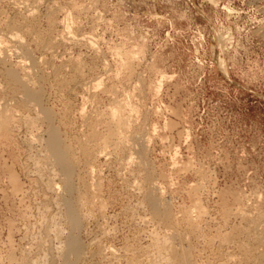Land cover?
Returning a JSON list of instances; mask_svg holds the SVG:
<instances>
[{
    "label": "rangeland",
    "instance_id": "374dc122",
    "mask_svg": "<svg viewBox=\"0 0 264 264\" xmlns=\"http://www.w3.org/2000/svg\"><path fill=\"white\" fill-rule=\"evenodd\" d=\"M11 1L0 0V20L14 17L5 21L29 30L20 35L50 74L41 104L56 117L41 120L39 108L6 85L2 70L15 58L0 62V111L10 118L0 129V264H65L62 250L74 234L82 249L76 264H148L152 242L167 236L176 251L188 252L190 264H264L255 240L259 228L264 235V0H28L30 19ZM51 11L57 27L46 21ZM67 13L81 44L55 40ZM75 59L81 65L70 67ZM55 67L60 81L50 72ZM119 99L134 109L125 113L126 133L106 115ZM46 125L59 126L75 162L71 191L50 162H42L47 171L36 168L46 153ZM110 130L116 131L105 143L89 136ZM124 134L127 145L119 146ZM149 189L162 194L171 221L153 214ZM65 197L78 209L76 231Z\"/></svg>",
    "mask_w": 264,
    "mask_h": 264
},
{
    "label": "bare ground",
    "instance_id": "6f19581e",
    "mask_svg": "<svg viewBox=\"0 0 264 264\" xmlns=\"http://www.w3.org/2000/svg\"><path fill=\"white\" fill-rule=\"evenodd\" d=\"M3 1V0H2ZM8 1V0H7ZM27 1L28 0H26V2H22V1H18V0H12L11 1V4L13 3L14 4V6H16V8L17 7H19V6H21V5H23V8L22 9H24L23 10V15H24V18H28L29 17V19H30V16H35V15H31L35 10H34V6H33V4L31 3V4H28L27 3ZM39 2V1H38ZM37 2V3H38ZM34 3V2H33ZM1 4V3H0ZM5 4H7V3H5ZM35 4V3H34ZM11 6H13V5H11ZM42 6V5H41ZM36 7V6H35ZM53 7V6H52ZM20 8V7H19ZM46 8H47V6H46ZM10 9H11V7H10ZM13 9V8H12ZM11 9V10H12ZM14 9H15V7H14ZM13 9V10H14ZM21 9V10H22ZM53 9V8H52ZM18 10V9H17ZM32 10H34V11H32ZM16 11V10H15ZM19 11V10H18ZM39 11V10H38ZM55 11V10H54ZM1 13H2V11H0ZM17 12V11H16ZM15 12V13H16ZM36 12H37V9H36ZM35 12V13H36ZM19 13H22L21 11L19 12ZM48 13V12H47ZM34 14V13H33ZM39 14V13H38ZM37 14V15H38ZM63 14V13H62ZM2 14H0V16H1ZM6 15V14H5ZM7 15H9V14H7ZM18 15V14H17ZM17 15H16V17H17ZM22 15V16H23ZM47 17H48V20H46V21H48L49 22V24H51L52 26H51V28L54 26L53 24L55 23V19H54V14L52 13V11L47 15V14H45ZM22 16H18V17H21L22 18ZM61 16V15H60ZM7 18L8 17H10V16H6ZM64 17V18H63ZM62 18L63 19H61L62 21H60V20H58L59 22H60V25H62L63 26V28H64V30L62 29V31H64V32H61L60 34H59V31L57 32V33H55V34H59L57 37L59 38H55V40L56 41H58L59 40V42H60V44H68V43H71V44H75V45H77V44H81L84 40L83 39H78L79 37L77 36L76 37V35H75V33H77V31L75 32V33H73L74 31V29L72 28V22H71V20H72V18L70 17V15L67 13L65 16H63ZM7 18H4L5 20H9L10 18H12V17H10L9 19H7ZM14 18V17H13ZM13 18H12V20H13ZM20 18V19H21ZM24 18H22V19H24ZM35 18V17H34ZM33 18V19H34ZM20 19H19V22H20ZM21 19V20H22ZM31 19H32V17H31ZM47 19V18H46ZM60 19V18H59ZM74 19V18H73ZM3 21V22H1V20H0V62H2V63H4V66L6 65L5 63H8L9 61H10V59H12V58H15V61L14 62H10V65L8 66V67H4L5 69L4 70H2V71H4V76H5V78L7 79V81H8V83H6V85L7 84H12V86L14 85V87H10V88H15V87H17V89L19 90V92H20V94L19 95H22V98H21V100L23 99V103L25 104H28V105H32V106H34V105H36L38 108H39V111L37 110V112H39V114H40V118H42L41 120H45L46 122H54V117H56V116H54L53 117V114H52V112H51V110L50 109H48L47 107H45L44 105H42L41 104V100H42V96H43V88H42V86H43V84L45 83V80H46V77L47 76H49L50 74H48V72H47V74H46V71H49V70H45V68L47 69L48 67V65L46 66V65H44V66H46L45 68L42 66V63H40V60H38V59H36L37 57H34V56H36V55H34L35 53H34V51H32V49L31 48H29L27 45H26V42L22 39V38H24V36L25 35H27V34H25V33H27V32H29V30L27 29V31H25V33L23 32V30H22V28H25V25H24V27L22 26V25H19V24H17V22H16V19H14L15 20V22H13V21H11V22H8V21ZM17 20H18V18H17ZM26 20H28V19H26ZM30 21V20H29ZM28 21V22H29ZM73 21V20H72ZM26 21L24 20L22 23L24 24ZM35 22H37V21H35ZM77 22V21H76ZM75 22V23H76ZM27 23V22H26ZM62 23V24H61ZM74 23V22H73ZM4 25V27L6 28H4L5 29V31H3L4 29L2 28V26ZM21 24V23H20ZM28 24V23H27ZM34 24V27L33 28H35V23H33ZM47 24V23H46ZM2 25V26H1ZM32 25V24H31ZM59 25V24H58ZM76 25V24H75ZM48 26V28H49V25H47ZM56 26V25H55ZM54 26V27H55ZM26 27H28L27 25H26ZM29 27H30V25H29ZM57 27V26H56ZM33 28L31 29V27H30V29L33 31ZM37 28V27H36ZM50 28V29H51ZM54 29H56V28H54ZM73 29V30H72ZM22 30V34L24 33L25 35L24 36H21L20 35V31ZM24 30H26V29H24ZM47 30V29H46ZM53 30V29H52ZM35 31V30H34ZM48 31H50V32H52L51 30H48ZM47 31V32H48ZM32 33H34V32H32ZM30 34V33H29ZM48 34H50L49 32H48ZM78 34V33H77ZM33 35H37V34H32V36ZM45 35H46V33H45ZM52 35V34H51ZM78 35H80V34H78ZM40 36V35H39ZM53 36V35H52ZM55 36V35H54ZM82 35H80V37H81ZM30 37V36H29ZM34 37V36H33ZM83 37V36H82ZM93 37V36H92ZM92 37H90V38H92ZM26 38H28V37H26ZM37 38V37H36ZM35 38V39H36ZM40 38H41V36H40ZM40 38H38V40H40ZM25 39V38H24ZM31 39V38H30ZM26 40V39H25ZM37 40V39H36ZM38 40H37V42H38ZM43 40V39H42ZM41 40V41H42ZM87 40H90V39H87ZM35 41V40H34ZM44 41V40H43ZM53 41V40H52ZM30 42V41H29ZM91 41H87L86 43H90ZM28 43V42H27ZM35 43V42H34ZM45 43H46V41H45ZM53 43V42H52ZM85 43V42H84ZM44 44V43H43ZM94 44V43H93ZM92 44V45H93ZM40 45H42V44H40ZM45 45V44H44ZM48 45V44H47ZM50 45V44H49ZM87 45V44H86ZM92 45L90 46V47H92ZM69 46V45H68ZM80 46V45H79ZM32 47V46H31ZM43 47H47V46H43ZM49 47V46H48ZM74 47V46H73ZM73 47H72V49H73ZM82 47V46H81ZM87 47V46H86ZM35 48H39V46H36ZM42 48V47H41ZM40 48V49H41ZM51 48H54V47H51ZM57 48V47H56ZM55 48V49H56ZM70 48V47H69ZM84 48V47H83ZM89 48V47H88ZM40 49L38 50V51H40ZM54 49V50H55ZM58 49H59V47H58ZM71 49V48H70ZM45 50H46V48H45ZM48 51L50 50V49H47ZM54 50H52V51H54ZM37 51V50H36ZM37 51V52H38ZM56 51V50H55ZM58 51V50H57ZM56 51V53L58 54V52ZM68 51V50H67ZM36 52V53H37ZM44 52V51H43ZM68 52H70V50L68 51ZM131 52V51H130ZM41 53V52H40ZM44 53H46L47 54V51H45ZM52 53V52H51ZM66 53V52H65ZM42 54V53H41ZM55 54V53H54ZM56 54V55H57ZM44 55V54H43ZM52 55V54H51ZM64 56V55H63ZM67 56V55H66ZM71 56H73V55H71ZM130 56V55H129ZM39 57H40V55H39ZM45 57V56H44ZM47 57H49V56H47ZM52 57H53V55H52ZM54 57H56V56H54ZM130 57H134V56H130ZM62 59L64 58V57H61ZM68 58V57H67ZM74 58H77V57H74ZM46 59V58H45ZM55 59V58H54ZM78 59V58H77ZM131 59V58H130ZM133 59H135V58H133ZM50 60V59H49ZM48 60V61H49ZM52 60H53V58H52ZM79 60V59H78ZM42 61H43V59H42ZM47 61V60H46ZM58 61V60H57ZM60 62V61H59ZM63 62V61H62ZM64 62H65V60H64ZM63 62V63H64ZM71 62V63H70ZM79 62H80V60H79ZM49 63V62H48ZM55 63V62H54ZM53 63V64H54ZM63 63L61 64L62 66H63ZM66 63H67V61H66ZM69 63L70 64H72V65H70V67H78V64H80V63H77V60L75 59V60H69ZM52 64V63H51ZM51 64H49V67H51L52 65ZM51 65V66H50ZM66 65V64H65ZM81 65V64H80ZM104 65V64H103ZM55 66H57V65H55ZM105 66V65H104ZM58 67H59V65H58ZM58 67H55V68H52L51 70H50V72H51V74H53L54 76L56 75V73L58 74V71H57V68ZM61 67V66H60ZM64 67H67V66H63L62 68H64ZM73 67V68H74ZM81 67V66H80ZM72 68V69H73ZM83 68V67H82ZM81 68V69H82ZM3 69V68H2ZM60 69V68H59ZM68 68H66V70H67ZM76 69V68H75ZM74 69V70H75ZM60 70H62V69H60ZM59 70V71H60ZM64 70V69H63ZM78 70V69H77ZM79 70H80V68H79ZM78 70V71H79ZM83 70H84V68H83ZM65 71V70H64ZM70 71H71V69H70ZM82 71V70H81ZM81 71H80V73H81ZM85 71V70H84ZM108 71V70H107ZM1 72V71H0ZM49 72V73H50ZM61 72V71H60ZM68 72V71H67ZM74 72V71H73ZM63 73V72H62ZM83 73V72H82ZM75 74V73H74ZM96 74V73H95ZM98 74V73H97ZM104 74H105V72H104ZM67 75V74H66ZM72 75H73V73H72ZM80 75H82V74H80ZM91 75V74H90ZM65 76V75H64ZM69 76H70V74H69ZM68 76V77H69ZM74 76V75H73ZM79 76V75H78ZM84 76V75H83ZM98 77H99V75H97ZM1 77V76H0ZM3 77V76H2ZM51 77V76H50ZM57 75H56V80L58 81V79H57ZM61 77V76H60ZM60 77H58L59 78V81H60V79L62 78H60ZM101 77V76H100ZM4 78V79H5ZM70 79H71V81H72V79L73 78H71V77H69ZM83 78V77H82ZM52 79V78H51ZM69 79V80H70ZM88 79V78H87ZM92 79H93V77H92ZM102 79V78H101ZM49 80V79H48ZM74 80H75V78H74ZM73 80V81H74ZM83 80V79H82ZM82 80H81V82H82ZM94 80V79H93ZM92 80V81H93ZM96 80V79H95ZM6 81V80H5ZM52 81V80H51ZM50 81V82H51ZM61 81H63V80H61ZM72 81V82H73ZM76 81L78 82V84H79V86L81 85V83H79V81H78V79H76ZM48 82V81H47ZM53 83H54V81H52ZM56 82V81H55ZM70 82V81H69ZM69 82H66L67 84H69ZM84 82H86L85 81V79H84ZM97 85L96 86H100V85H98L99 84V82L96 80V81H94ZM93 82V83H94ZM101 82H102V80H101ZM56 83H58V82H56ZM76 83V82H75ZM83 83V82H82ZM92 83V84H93ZM3 84V83H2ZM10 84V85H11ZM60 86H61V83L59 82L58 83ZM64 84V83H63ZM62 84V85H63ZM84 84V83H83ZM87 84V83H86ZM4 85H5V83H4ZM45 85V84H44ZM51 85V84H50ZM77 85V84H76ZM93 85H95V84H93ZM8 86V85H7ZM48 86V85H47ZM46 86V87H47ZM60 86H59V88L58 89H61L60 88ZM78 86V87H79ZM86 86H89V85H86ZM1 87V86H0ZM45 87V86H44ZM63 87H64V85H63ZM65 87H68V86H65ZM90 87V86H89ZM88 87V88H89ZM9 88V87H8ZM72 88V87H71ZM70 88V89H71ZM73 88H74V86H73ZM72 88V89H73ZM76 88V87H75ZM81 89H82V86L80 87ZM87 88V87H86ZM85 88V89H86ZM91 88V87H90ZM87 89V90H85V91H90V90H93V88L92 89ZM48 89V88H47ZM64 89H66V88H64ZM71 89V90H72ZM11 90V89H10ZM17 90V91H18ZM67 90H69V88L67 89ZM84 89H82V91H83ZM8 92H10L9 91V89L7 90ZM62 91H64L65 92V90H62ZM94 91H96L95 89H94ZM1 92V91H0ZM3 93H4V91H2ZM11 92H12V90H11ZM48 92V91H47ZM46 92V93H47ZM92 93H93V91H91ZM45 93V94H46ZM79 95V94H78ZM84 96V95H83ZM86 96H87V92H86ZM92 96H94V95H91V97ZM45 97V96H44ZM88 97H89V95H88ZM85 98L86 97H84V99L83 100H85ZM113 98H115V97H113ZM14 99H16V98H14ZM18 99H20V98H18ZM82 99V98H81ZM122 99V98H121ZM82 100V101H83ZM87 100V99H86ZM88 100H89V98H88ZM91 100V99H90ZM116 100H117V98H116ZM115 100V101H116ZM120 100V99H119ZM127 100V99H126ZM43 101V100H42ZM81 101V102H82ZM129 101V100H128ZM17 102H20L19 100L17 101ZM85 102H87V101H85ZM84 101H83V103H85ZM90 102V101H89ZM118 102H120V103H117V105L116 106H114L113 108H110L109 109V112L106 114L107 115V117L109 118V121L112 123V124H114V126H115V128L114 129H118V131L120 130L121 132L120 133H124L125 131L127 132V130L130 128V120H129V118H130V116H131V114L130 115H125V113H129L130 111H133L132 110V108L130 109V107L127 105V102L126 101H122L121 102V100L120 101H118ZM21 103H22V101H21ZM22 103V104H23ZM88 103V102H87ZM91 103H93L92 101H91ZM113 103H114V101H113ZM129 103H130V101H129ZM1 104V103H0ZM5 104V103H4ZM20 104V103H19ZM116 104V103H115ZM3 105V104H2ZM1 105V106H2ZM28 105H25V107L26 106H28ZM83 105V104H82ZM89 105H91L90 103H89ZM7 107L8 106V104H6V105H4V107ZM31 106V107H32ZM111 106H112V104H111ZM24 107V108H25ZM87 107V106H86ZM89 107V106H88ZM129 107V108H128ZM132 107V106H131ZM50 108V107H49ZM84 108L85 107H83V109H81V107H80V109L79 110H82V111H80L79 112V115H80V117L84 120V121H87L88 120V118H89V116L84 112L85 110H84ZM7 109V108H6ZM5 109V110H6ZM8 109H10V107L8 108ZM25 109H29V108H25ZM34 109H36L35 107H34ZM0 110H2L1 108H0ZM4 110V109H3ZM78 110V109H77ZM84 110V111H83ZM88 110V109H87ZM28 111V110H27ZM33 111H35L36 112V110H33ZM7 112H9V111H7ZM7 112L6 111H0V129H6L7 128V126H8V121L10 120V118L8 119V115H7ZM29 112H32V111H29ZM87 112H90V111H87ZM105 112V111H104ZM10 113H12V112H10ZM34 113V112H33ZM89 114V113H88ZM90 114H92L93 115V113H90ZM109 114V115H108ZM11 115H13V114H11ZM37 116V115H36ZM35 116V117H36ZM11 117V116H10ZM95 117V116H94ZM98 117V119H100L99 118V116H97ZM106 117V118H107ZM37 118V117H36ZM40 118H39V120H40ZM107 118V119H108ZM132 119V118H131ZM38 120V121H39ZM56 120V119H55ZM101 120V119H100ZM106 120V119H105ZM90 121L91 120H89L88 122L90 123ZM99 121V120H98ZM98 121H97V123H98ZM108 121V120H107ZM133 121V120H132ZM42 122V121H41ZM55 122H58L57 120L55 121ZM36 123H37V121H36ZM85 123V125L86 124H88L87 122H84ZM94 122H92V124H93ZM95 123H96V121H95ZM94 123V124H95ZM109 123V122H108ZM43 124V123H42ZM48 124V123H47ZM93 124V125H94ZM58 126V125H57ZM87 126H89V124L87 125ZM91 126V125H90ZM109 126H111L110 124L108 125V127ZM46 127H48V130H47V139H46V150H45V156H44V158L40 161L39 160V164H37L36 166V168H38V166H39V169L40 170H44L45 169V167H44V165H43V163H48V164H52L53 166H55V170H56V168H58L59 169V171L61 172V174L59 173V176H62V181H63V185H64V188L63 189H65L66 191L68 190V191H71L72 190V188H74V187H72L71 186V184L72 183H70V177H72L71 175L73 174L72 173V171L74 170V167H75V162H74V160H73V158L72 157H70V154H69V147H67V146H65L63 143H62V139H61V137H60V134H59V132H58V127H57V129H56V127H54V126H52V125H46ZM45 127V128H46ZM94 127V126H93ZM91 128V127H90ZM113 128V127H112ZM111 128V129H112ZM46 130V129H45ZM90 130H93L92 128L90 129ZM95 131V130H94ZM114 131H116V130H114ZM113 130H110L109 131V134L107 135V136H104V138L103 137H101V136H99L97 133H90V137L93 139V140H99V142L100 141H102L103 143H105V142H107V141H109V139L113 136L112 134H114V133H112V132H114ZM125 132V133H126ZM116 134V133H115ZM116 136V135H115ZM114 136V137H115ZM118 136V135H117ZM124 136H125V134H124ZM90 137H88V138H90ZM126 136L125 137H122L121 135H120V137H119V140H118V145L119 146H121L120 144H123V145H127V141H126ZM116 139H118V138H116ZM91 142V141H90ZM117 142V141H116ZM92 143V142H91ZM93 144V143H92ZM143 144V143H142ZM145 144V143H144ZM106 145V144H105ZM114 146H116V144L114 145ZM131 146V145H130ZM118 147V146H117ZM123 147H125V146H123ZM145 147V146H144ZM143 147V148H144ZM113 148V147H112ZM119 148V147H118ZM117 148V149H118ZM126 148V147H125ZM130 148V147H129ZM103 150H104V148H102ZM124 149V148H123ZM102 150V151H103ZM113 150H115V149H113ZM89 151H90V149H89ZM92 151V150H91ZM83 154H85V155H88L89 153H88V149H83ZM93 152V151H92ZM99 152H101V151H99ZM105 153H107V152H105ZM94 154V153H93ZM96 155V154H95ZM92 155H90V157H91ZM88 158V157H87ZM132 158V157H131ZM140 159V158H139ZM38 160V159H37ZM36 160V161H37ZM130 161H132V160H130ZM130 161L128 160V162H127V160L125 161V162H127V164H130ZM43 162V163H42ZM50 162V163H49ZM140 162V161H139ZM141 162H142V160H141ZM132 163V162H131ZM143 165V164H142ZM51 167V168H54V167ZM50 167V166H49ZM48 167V170H50V168ZM47 168V167H46ZM38 170V169H37ZM46 170V169H45ZM54 170V169H53ZM52 171V170H50V173H51V171L54 173H56V171ZM47 171V170H46ZM45 172V171H44ZM57 172H58V170H57ZM41 173H42V171H41ZM46 173H48V172H46ZM53 173H51L50 175H52ZM55 173L53 174V175H55ZM148 173V172H147ZM44 174V173H43ZM43 174H41L42 175V177H43ZM49 174V173H48ZM146 174V173H145ZM47 175V174H46ZM52 175V176H53ZM56 175L58 176V174L56 173ZM44 176H45V174H44ZM51 176V177H52ZM146 176V175H145ZM48 177V176H47ZM55 177V176H54ZM54 177H52V178H54ZM146 178V177H145ZM149 178H150V174H149ZM50 181V180H49ZM72 182V181H71ZM47 183H49V182H47ZM47 183H46V185H47ZM50 184V183H49ZM48 184V185H49ZM47 185V186H48ZM154 183L153 184H151V188H152V190H153V192H156V190H157V187L154 185ZM50 186V185H49ZM50 188V187H49ZM147 188H149V187H147ZM150 188V189H151ZM51 189V188H50ZM54 189V188H53ZM148 190L149 191V193L145 196L146 198H147V201L150 203V205L152 206L150 209H151V211L153 212V214L156 216V217H158V218H161L162 219V222L163 221H167L168 222V220H170V213H168V211L166 210V205H165V203H164V201H165V199H164V201H163V197H162V194H161V196L160 195H156V194H154V193H152V192H150V191H152V190ZM57 190H58V188H57ZM64 191V190H63ZM76 191V190H75ZM74 191V192H75ZM147 190H146V192H148ZM53 192V191H52ZM55 192H58V191H55ZM65 194L67 193L68 194V192H64ZM145 193V192H144ZM70 194V193H69ZM73 193H71L70 195H72ZM146 194V193H145ZM74 195V194H73ZM72 195V196H73ZM64 196H62V198H63ZM68 198H69V196H68ZM68 198H66L65 197V199L64 200H66V199H68ZM72 198H74V197H72ZM72 198H70V199H72ZM80 198H82V197H80ZM83 200V199H82ZM63 201V200H62ZM86 201V200H85ZM84 200H83V202H85ZM73 202V201H72ZM69 199L67 200V201H64V203H65V205H66V210H67V215H66V219H68L67 221H69V223H70V225H71V229H73V230H75V229H78L77 227L79 226L80 227V225H79V214H78V209L76 210V208H75V206H76V204H74L73 205V203H72ZM81 202V201H80ZM149 203H147V204H149ZM65 207V206H64ZM78 207V206H77ZM161 219H159V221H161ZM171 221V220H170ZM259 221V220H258ZM263 221V223H264V219L262 220ZM165 223V222H164ZM259 223L261 224V222L259 221L258 223H256V224H258L259 225ZM166 224V223H165ZM256 224H255V226H256ZM261 226V225H260ZM263 226V225H262ZM261 228H263V227H261ZM57 231H58V229H56ZM56 230H54V231H56ZM73 230H71L72 232H73ZM166 230H168L167 228H166ZM76 231V230H75ZM260 231V232H259ZM259 235L258 236H256L255 237V240L257 241V243L259 244V246H261V248L263 247V249L260 251V255H259V260L260 261H263L264 260V235H263V230H260V228H259ZM59 232V231H58ZM166 232V231H165ZM168 232V231H167ZM173 232V231H172ZM168 233H170V231L168 232ZM168 233L166 234V235H168ZM55 234H57V233H55ZM154 233H153V231H152V235H153ZM173 234V233H172ZM171 234V235H172ZM254 234V233H253ZM75 235V234H74ZM73 235V236H74ZM256 235V234H255ZM71 236H72V233H71ZM70 237L69 238V240H68V242H67V244H66V246H64L65 248H64V250H62L63 251V255H64V257L63 258H66L65 259V264H76L75 262H76V260L80 257L81 258V255L79 254L80 253V250H82L81 249V247H80V244H79V241H77L74 237ZM155 236V234L153 235V237ZM174 236H176V238H178V235H174ZM157 237H160V236H157ZM171 238H172V236H170ZM170 237L169 236H167L165 239H163V240H161V241H156L155 240V242H152L153 241V239H156L155 237L154 238H152V243H154V246H153V248L151 247V249H153V252L151 253L152 254V256H150L151 258L149 259L148 258V260H149V262H148V264H171V261H173V262H175V261H177L179 264H190L189 263V260H188V252L186 251V250H182V251H176L175 249L176 248H174V246L175 245H172L170 242L171 241H169L170 240ZM164 238V237H163ZM175 238V239H176ZM158 239V238H157ZM172 239H174V238H172ZM158 240H160V239H158ZM254 240V241H255ZM173 241V240H172ZM255 241V242H256ZM65 244V243H64ZM257 244V245H258ZM152 246V245H151ZM258 246V247H259ZM261 248H259V249H261ZM245 249L247 250H249L250 248H246L245 247ZM111 250V249H110ZM247 250V251H248ZM61 251V250H60ZM113 251V250H112ZM110 252V251H109ZM115 252V251H114ZM62 254V253H61ZM110 254H112V253H110ZM109 254V255H110ZM115 254H116V252H115ZM115 254H113V255H115ZM116 256V255H115ZM114 256V257H115ZM61 257V256H60ZM119 258V257H118ZM45 259V258H44ZM62 260V259H61ZM79 260V259H78ZM175 260V261H174ZM43 261V260H42ZM43 262H45V261H43ZM43 262H41V264L43 263ZM62 262H64V261H62Z\"/></svg>",
    "mask_w": 264,
    "mask_h": 264
}]
</instances>
